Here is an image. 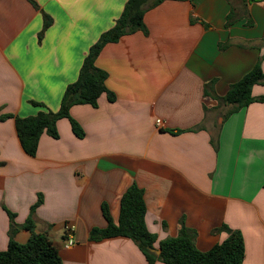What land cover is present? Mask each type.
Segmentation results:
<instances>
[{
  "label": "crops",
  "instance_id": "crops-1",
  "mask_svg": "<svg viewBox=\"0 0 264 264\" xmlns=\"http://www.w3.org/2000/svg\"><path fill=\"white\" fill-rule=\"evenodd\" d=\"M127 1L0 0V252L9 247L10 213L15 240L28 242L24 225L41 195L36 231L63 264H147L131 239H90L107 227L103 206L118 223L121 198L137 185L157 247L185 227L207 252L229 237L227 226L243 236V264H264V103L223 121L232 107L217 101L258 63L264 71V2L245 11L240 0H164L147 10L145 32L107 44L96 60L116 100L103 94L97 108L70 110L85 136L61 119L58 139L44 134L34 157L23 150L15 118L60 110ZM45 16L53 23L40 40ZM252 95L264 97V84Z\"/></svg>",
  "mask_w": 264,
  "mask_h": 264
},
{
  "label": "trees",
  "instance_id": "trees-1",
  "mask_svg": "<svg viewBox=\"0 0 264 264\" xmlns=\"http://www.w3.org/2000/svg\"><path fill=\"white\" fill-rule=\"evenodd\" d=\"M164 0H128L121 16L115 25L103 33L99 40L87 53L79 77L76 82L68 85L61 100L60 110L52 112L48 109L28 118H15L16 130L23 150L30 156L37 154L41 137L47 134L53 139L59 138L57 124L61 119H68L73 133L83 138L85 133L81 126L71 117L70 110L76 105L99 106V99L106 94L110 102L116 97L106 86L107 73L96 66V60L103 48L110 43L118 42L122 37L146 31L144 16ZM193 1V0H192ZM245 11L248 5L263 3L264 0H240ZM235 10L232 9L227 17V26L235 21ZM43 30L39 35L42 40L46 31L52 26V19L44 17ZM264 84V71L258 63L254 69L245 75L238 83L232 85L224 97L217 98L219 105L232 107L224 116L227 120L233 113L257 101L264 103V97L256 99L252 95L256 85ZM35 107L45 108L38 102H31ZM12 118L2 117L1 120ZM43 203L40 195L38 202L31 208L30 216L24 227L30 232V239L25 244L15 240V215L10 213L11 231L8 250L0 252V264H63V260L53 242L44 234L37 233L34 214ZM103 215L107 221L105 229L95 228L90 233L92 241L100 242L113 238L131 239L143 253L147 264H243L245 260V243L240 231L223 226L221 230L229 237L207 252H201L196 244L194 235L182 227L179 236L169 238L159 243L158 237L151 233L146 223L147 207L144 191L133 185L121 198V213L118 223L110 215L107 205L103 206ZM160 251L157 255L155 251Z\"/></svg>",
  "mask_w": 264,
  "mask_h": 264
},
{
  "label": "built area",
  "instance_id": "built-area-1",
  "mask_svg": "<svg viewBox=\"0 0 264 264\" xmlns=\"http://www.w3.org/2000/svg\"><path fill=\"white\" fill-rule=\"evenodd\" d=\"M160 124H162V121H161V120H158V121H157V125L160 126ZM65 231H66V233H67L68 235H71V234H73V232H74V227H73L72 225H70V224H66V225H65ZM73 244H74L73 239H70V240L67 242V246H68V247H69V246H72Z\"/></svg>",
  "mask_w": 264,
  "mask_h": 264
},
{
  "label": "rangeland",
  "instance_id": "rangeland-1",
  "mask_svg": "<svg viewBox=\"0 0 264 264\" xmlns=\"http://www.w3.org/2000/svg\"><path fill=\"white\" fill-rule=\"evenodd\" d=\"M228 111L227 108H222L219 112L216 113L218 118L223 117V115Z\"/></svg>",
  "mask_w": 264,
  "mask_h": 264
},
{
  "label": "water",
  "instance_id": "water-1",
  "mask_svg": "<svg viewBox=\"0 0 264 264\" xmlns=\"http://www.w3.org/2000/svg\"><path fill=\"white\" fill-rule=\"evenodd\" d=\"M20 228H21V227H20ZM155 252H156L157 255H160V251H159V250H158V251H155Z\"/></svg>",
  "mask_w": 264,
  "mask_h": 264
}]
</instances>
